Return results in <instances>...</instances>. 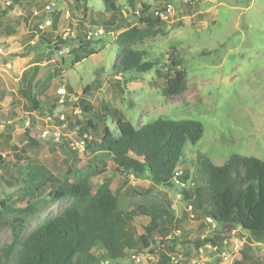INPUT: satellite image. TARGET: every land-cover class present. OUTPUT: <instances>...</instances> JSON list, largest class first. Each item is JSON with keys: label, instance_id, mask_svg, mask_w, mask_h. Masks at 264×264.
<instances>
[{"label": "trees", "instance_id": "16d2710c", "mask_svg": "<svg viewBox=\"0 0 264 264\" xmlns=\"http://www.w3.org/2000/svg\"><path fill=\"white\" fill-rule=\"evenodd\" d=\"M69 1L70 29L75 31V38L64 39V35H58L62 13L56 8L51 12L44 9L42 17L28 12L21 17L26 19L28 26L29 21L35 20L26 35L29 46H24L23 53L9 54L10 62L15 58H26V52L45 46L48 57L44 61L50 62L54 53L67 49L74 55L72 65H76L96 54L91 49L95 39L88 40L87 33L103 28L107 34L121 31L116 41L121 40L124 48L117 54L115 70L123 79H128L131 74L149 73L159 66L157 60H146L148 54L136 46L161 34L167 23L153 13L173 0H153L163 2L157 8L143 0H125L130 8L137 6L140 12L133 25L119 21H124L126 15V6L121 5L119 0H100L104 11L97 19L92 16L93 8L89 0ZM23 2L31 7L36 0L7 1L5 8L0 4V37L10 38L17 34L20 21H13L9 13ZM198 4L187 8L193 12ZM72 15L78 18L73 20ZM48 19L51 20V32H43L40 25ZM88 24L89 28L86 27ZM73 41L76 44L72 47ZM169 53L163 63L165 71L160 68L155 71L164 80L162 94L167 100L180 97L189 89L183 58L174 48ZM47 54H42L40 59ZM40 67L36 64L23 72L20 78L19 93L26 102L24 109L31 116L28 118L30 127L23 134V148L37 151L41 146L33 137L34 128H31V124L35 125L34 115L40 113L61 130L60 140H52V144L73 156V160L57 174L41 162L29 160L23 164L24 158L17 153L22 151L14 148L17 157L15 174L5 180L4 174L10 175V166L0 155V181L16 189L15 193L0 196V233L9 230L12 234L11 242L0 249V264H102L106 261L119 264L135 253L146 252L157 258V264H172L173 256L179 258L180 264H190L194 259L192 257L203 253V248L208 245L216 248L214 253L217 257L206 264H224L220 256L223 247L225 242L232 243L227 233L239 231L248 234L250 240L264 242L263 160L233 154L218 166L204 158L201 173L195 171L197 178L194 180L190 175L193 167H186V171L179 164L186 145H196L202 139L204 127L201 122L159 117L136 127L118 108L107 104L103 105V112L81 120V114H76V111L92 114L88 98L100 87L99 80L87 85L77 98L68 83L64 85L66 95L63 102L60 103L61 96L57 95L56 101L47 104L35 90ZM115 85L119 88V83ZM5 92L1 94L0 90L2 97H6ZM58 106L61 109L57 111ZM63 108H71L72 113L67 114ZM61 115H64V121L60 119ZM109 117L114 128L107 125ZM65 131L76 136L77 142H84V151L72 146ZM2 138L9 140V136ZM81 154L89 156L85 169L80 168ZM108 161L112 163L115 174L127 176L116 190L112 189V177H104ZM177 172H181L178 179L185 183L183 187L175 184ZM130 176L134 179L148 177L151 187L145 189L132 185ZM99 177H102L101 182L95 183L94 180ZM173 186L180 189V198L186 206L181 218L173 216L167 199L161 195L157 198L154 193L156 188ZM67 200L70 204L65 209L32 228L35 218L46 205ZM140 218H144L146 224ZM190 218L200 222L202 232L208 225L215 224L216 228L208 236L202 234L183 242L190 246L191 252L181 256L178 249L182 246L176 229L180 222ZM250 240H244L240 249L241 259L228 264H260L252 254ZM99 244L101 253L98 251Z\"/></svg>", "mask_w": 264, "mask_h": 264}, {"label": "rangeland", "instance_id": "374dc122", "mask_svg": "<svg viewBox=\"0 0 264 264\" xmlns=\"http://www.w3.org/2000/svg\"><path fill=\"white\" fill-rule=\"evenodd\" d=\"M7 1L11 0H0L2 8L7 6ZM48 1L36 0L35 4L31 3V7L23 2L20 7H16L9 14L13 21L17 19L20 21L17 34L10 38L0 37V90H3V93L6 91V97L0 94L2 124L0 155L5 157L10 166V175L4 174L5 180H9L15 174L17 157L14 148L22 151L17 153L24 158L23 164L29 160L41 162L57 174L73 160V156L52 144L51 135L44 134L45 130L53 129L55 125L40 113L39 115L37 113L38 116L34 115L35 125L31 124V128H34L32 135L41 146L37 151L23 148L25 144L23 134L26 128L30 127L28 118L31 116L24 109L26 102L19 93L21 70L37 61L45 63L48 50L45 46H40L37 50L26 52L28 55L25 61H21L25 65L20 69L15 67L14 60L10 62V55H6L25 52L24 46H29L26 35L35 20L29 21L28 26L29 23L26 24V19L21 16L31 12L33 16L37 13L42 17ZM143 1L153 8L163 4L161 1ZM119 2L126 6L125 19L119 21L135 24L138 18L134 16L133 11L138 10L137 6L130 8L125 0ZM172 3L175 5L172 22L162 28L160 35L136 46L137 49L148 54L146 60L159 62V66L149 73L131 74L126 80L117 73L115 70L117 54L124 46L121 40L116 41L121 33L120 30H116L95 39L91 49L96 54L76 65H72L74 55L67 49L64 53H54L51 57L52 62L44 66L37 77L39 81L35 86L36 92L45 103L50 104L56 101L59 88L68 83L71 84L77 98L87 85L99 80L100 87L88 98L93 112L91 115L81 113V120L93 117L94 114L102 111L104 104H107L112 108H118L136 127L151 123L159 117L171 120L194 119L201 122L204 127L202 139L196 145H186L183 159L179 164L180 168L186 171H188L186 167H193L190 175L194 180L197 178L195 171L201 173L204 158H208L218 166L223 165L233 154L257 157L264 161V0H200L193 12L184 7L182 0H173ZM89 5L93 8V18L97 19L101 16L100 12L104 11V7L100 0H89ZM55 8L62 13L58 26V35L62 36L65 30L70 28V19H65V13L70 9V1L58 0ZM72 16L73 20L78 18ZM86 27L89 28L90 24ZM43 32H51V26L45 28ZM74 34L75 31L68 37L74 39ZM74 44L76 42L73 41L71 46L73 47ZM7 47L8 50L5 51ZM173 48L183 58L184 68L188 73L189 89L180 97L167 100L162 94L164 80L158 77L155 71L157 68L165 71L163 63L170 54V49ZM204 52L207 54L204 55ZM44 53L47 55L41 60ZM29 59L33 61L28 64L26 62ZM7 62L14 64L12 67H7ZM117 83L119 88L115 85ZM60 109L58 106L57 111ZM63 110L67 114L72 113L71 108H63ZM107 125L114 128L111 117L107 119ZM65 135L70 137L71 144L76 145L78 141L76 136H72L68 131H65ZM2 136H9V140L3 139ZM79 160L80 168L85 169L89 156L81 154ZM104 177H112L113 190L119 188L127 178L115 174L110 161L107 162V173ZM129 179L136 187L145 189L151 187L148 177L134 179L130 176ZM101 180L102 177H99L94 182L100 183ZM154 191L157 198L162 196L170 202L173 216L181 218L186 206L180 198V189L156 188ZM15 192V186H7L0 181V196ZM69 204L70 200L46 205L35 218L32 228L62 211ZM140 219L146 224L144 218ZM215 228V224L208 225L202 232L198 221L190 218L180 222L176 229V236L182 246L178 249L180 255L191 252L190 246L183 242L202 234L208 236ZM226 236L232 242L228 244L229 246H240L239 243L242 241L250 240L248 234L239 231L229 232ZM11 240L12 234L9 230L0 233V249ZM250 242L252 254L260 264H264V242L254 240ZM98 251L100 253L102 251L100 244ZM200 254L199 257L197 255L192 257L194 259L190 264L208 263L211 262V258L217 257L210 246L203 248V253ZM135 255L143 258L140 263H135L132 256H129L119 264H157V258L150 256L148 252L135 253ZM239 258L241 259V255L236 257L238 260ZM102 264L112 263L106 261Z\"/></svg>", "mask_w": 264, "mask_h": 264}, {"label": "built area", "instance_id": "2783aa9c", "mask_svg": "<svg viewBox=\"0 0 264 264\" xmlns=\"http://www.w3.org/2000/svg\"><path fill=\"white\" fill-rule=\"evenodd\" d=\"M182 2L184 4V7L186 8L188 6H193L197 3H199L200 0H182ZM57 4H58V0H49L47 5L45 6L46 12H51L53 10V8H55L57 6ZM133 14L135 15V17H137V16H139L140 12L138 10H136V11H133ZM153 14L160 21L165 22V23H170V22H172V20L175 16V5L172 2L166 3V4H164V6L162 8L155 9ZM69 18H70V13H69V11H67L65 13V19L68 20ZM49 26H51V20L48 19L42 25H40V29L44 30L45 28H47ZM65 31L66 32L64 34V39L68 38L69 35L73 34V32L70 28L66 29ZM105 35H107L106 31L103 28H98V29H94V30H91L90 32H88L87 33V39L88 40H94V39L103 37ZM64 52H65V49L62 50L60 53H64ZM58 95L61 96L60 103H62L64 96L66 95L65 86H62L61 88H59ZM76 114L80 115L81 112L77 110ZM60 119L64 121V119H65L64 115H61ZM49 121H50V118H49ZM64 126H65V124L62 127H64ZM60 133H61V130L58 127H54L53 129L44 131L45 135H51L52 140H55V141L60 140ZM72 146H74V148H78L80 151H84V142L83 141L77 142L76 145L73 144ZM180 174H181V172H177L176 177H175V184L183 187V186H185V183L180 182L178 179V176H180ZM188 209L191 211L192 207L189 206ZM244 242L245 241H242L241 243H239L240 246L239 245L229 246L227 244V242H225L226 246L224 247V250L220 255L223 258V261L225 263L234 261L236 259V257L238 255H240L239 252H240V249L243 246ZM208 246H210L213 251L216 250V248L212 247L211 245H208ZM131 258L135 263H140L143 259L141 256L135 255V254H133ZM172 264H180L179 258L176 256H173L172 257ZM203 264H206V263H203Z\"/></svg>", "mask_w": 264, "mask_h": 264}, {"label": "crops", "instance_id": "0c3cea01", "mask_svg": "<svg viewBox=\"0 0 264 264\" xmlns=\"http://www.w3.org/2000/svg\"><path fill=\"white\" fill-rule=\"evenodd\" d=\"M9 47V46H8ZM8 47L7 48H5V51H7L8 50ZM10 53H8V54H6V55H9ZM1 55V54H0ZM24 59H26V58H17V59H15L14 60V62L16 63V66L15 67H17V69H20L22 66H24L25 65V63L24 62H21V61H25ZM31 61H33V59H29L28 60V62H26V63H30ZM14 62L13 63H6L7 64V67H12L13 66V64H14ZM50 62H52V60L50 61ZM50 62H45V63H41V62H39V61H37V62H34V63H32L31 65H28L26 68H24V69H22L21 70V76H22V74H23V72H25V71H29L33 66H35L36 64H38V65H40L41 67H40V71L39 72H41V70H42V68L44 67V66H46L48 63H50ZM40 74V73H39ZM21 76H20V78H21ZM19 78V79H20ZM20 81V80H19ZM37 81H39L38 80V78H37ZM3 93V90H1V94Z\"/></svg>", "mask_w": 264, "mask_h": 264}]
</instances>
